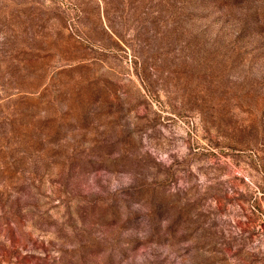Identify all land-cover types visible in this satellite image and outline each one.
I'll list each match as a JSON object with an SVG mask.
<instances>
[{
    "label": "rangeland",
    "instance_id": "1",
    "mask_svg": "<svg viewBox=\"0 0 264 264\" xmlns=\"http://www.w3.org/2000/svg\"><path fill=\"white\" fill-rule=\"evenodd\" d=\"M0 264H264V0H0Z\"/></svg>",
    "mask_w": 264,
    "mask_h": 264
}]
</instances>
